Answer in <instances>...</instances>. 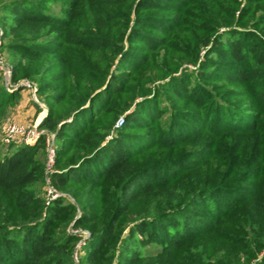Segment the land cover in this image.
Segmentation results:
<instances>
[{
  "label": "trees",
  "instance_id": "obj_1",
  "mask_svg": "<svg viewBox=\"0 0 264 264\" xmlns=\"http://www.w3.org/2000/svg\"><path fill=\"white\" fill-rule=\"evenodd\" d=\"M5 8L14 78L40 76L49 102L52 184L75 203L43 209L30 189L44 179L43 136L0 157V264H74L72 219L90 231L80 264H249L264 253V0ZM20 91L0 87V111Z\"/></svg>",
  "mask_w": 264,
  "mask_h": 264
},
{
  "label": "rangeland",
  "instance_id": "obj_2",
  "mask_svg": "<svg viewBox=\"0 0 264 264\" xmlns=\"http://www.w3.org/2000/svg\"><path fill=\"white\" fill-rule=\"evenodd\" d=\"M12 0H0V22L3 27L4 31L8 33V25L10 23V13L5 8V4L11 2ZM51 8L54 12H60V3H52ZM228 35H224L223 39L226 40ZM16 38H13L9 35L4 34L2 40V48H1V55H0V87L5 88L8 92H14L16 90H21L19 92L18 98L14 104H6L5 107L0 111V157H4L5 155L9 154L11 151H14L17 146L20 145H33L27 144L22 139H17L10 137L8 135V128L13 123H18L26 128H31L34 126H38L41 130H45L46 133L52 134L54 132L48 131L45 128H41V122L45 118L48 113V106L49 103L45 99V94L38 92V83L40 81V76H37L35 79L28 78V77H18L17 79L14 78V70L13 66L20 56L19 53L11 50L9 45L11 43H15ZM194 68V66H190ZM232 87V85H231ZM45 111V112H44ZM119 119V117H118ZM118 121V120H117ZM116 121V122H117ZM46 136V135H45ZM43 135L44 138V145L41 146V157H43V165L44 170L46 171V162L48 156V144L46 142V137ZM42 136L35 142L37 143ZM14 139V140H13ZM34 143V144H35ZM55 147L57 149V142L55 136ZM56 170V169H55ZM46 173H44V179L36 180L31 186L30 189L34 191V194L37 196H41L44 200V208L46 209L47 206V185H46ZM55 187V186H54ZM59 193L58 197H64L65 199L74 202L75 198L68 192L66 189L57 188L55 187ZM57 197V198H58ZM45 215V210L43 211V216ZM78 217L79 211L75 214ZM66 230L70 233L77 234L80 237L78 243L86 236L85 240L90 236V231L88 226H80L74 227L73 226V219L69 222ZM127 230L125 231V233ZM76 244V248L77 245ZM147 253H155L159 250L157 246H148L146 247ZM76 251V249H75ZM74 251V253H75ZM264 251V250H263ZM82 250H78L79 258L81 257ZM263 252L260 253L259 258L252 260L249 264H256L258 260L261 259L263 256ZM83 255V254H82ZM73 261L74 264H80V261H76L73 254Z\"/></svg>",
  "mask_w": 264,
  "mask_h": 264
},
{
  "label": "built area",
  "instance_id": "obj_3",
  "mask_svg": "<svg viewBox=\"0 0 264 264\" xmlns=\"http://www.w3.org/2000/svg\"><path fill=\"white\" fill-rule=\"evenodd\" d=\"M2 40H3V27L0 22V55L2 48ZM0 63V67H1ZM45 112V111H44ZM123 123V118L120 117L116 123V126H120ZM8 135L13 138L22 139L27 144H34L41 136L46 137V142L48 144V156L46 162V185H47V204H51L58 196L59 193L57 189L54 187L51 181V175L55 172V159H56V147H55V133L49 134L46 133L45 130H41L38 126H34L31 128H26L25 126L13 123L8 128ZM14 140V139H13ZM86 236L78 243L76 251L74 253V258L78 262L79 255L78 250L82 248L85 244Z\"/></svg>",
  "mask_w": 264,
  "mask_h": 264
}]
</instances>
